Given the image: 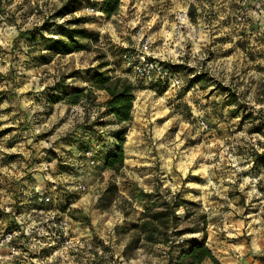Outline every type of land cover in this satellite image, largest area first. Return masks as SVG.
Listing matches in <instances>:
<instances>
[{
    "label": "rangeland",
    "instance_id": "obj_1",
    "mask_svg": "<svg viewBox=\"0 0 264 264\" xmlns=\"http://www.w3.org/2000/svg\"><path fill=\"white\" fill-rule=\"evenodd\" d=\"M67 1L0 0V229L33 226L0 264H168L170 246L127 247L145 207L165 201L185 202L179 226L190 230L173 254L205 230L221 263L263 264L264 0H121L109 18L102 0H75L73 13L51 19ZM182 10L189 22L178 31ZM73 17L84 21H65ZM72 28L99 37H77L86 47L68 54L50 49ZM139 36L177 65L180 87L156 89L126 67L122 46ZM100 72L137 84L130 122L104 115L107 94L92 87ZM76 90L77 105L48 101ZM123 128V169L88 166L81 142L98 133L110 143ZM38 194L51 197L36 208ZM45 212L66 220L69 243L42 245L54 233Z\"/></svg>",
    "mask_w": 264,
    "mask_h": 264
},
{
    "label": "trees",
    "instance_id": "obj_2",
    "mask_svg": "<svg viewBox=\"0 0 264 264\" xmlns=\"http://www.w3.org/2000/svg\"><path fill=\"white\" fill-rule=\"evenodd\" d=\"M75 0H68L65 2L54 14L51 19L56 17H64L69 13H73L76 8L74 6ZM121 6V0H102L98 5V10L102 12L107 18L118 13ZM97 8H94V10ZM69 23L78 24L83 22V18L73 17L65 20ZM52 22H45L43 27H51ZM77 37L88 38L90 40H97L99 34L96 32L88 31L85 28H72L69 30L67 39L51 38L53 44L50 49L56 53L68 54L73 51L84 49L86 44L80 42ZM167 68L174 73L176 71L175 64L166 63ZM175 74V73H174ZM177 74V73H176ZM151 85L156 89H165L168 84L164 82H152ZM92 87L104 90L107 98L104 101V115L112 116L114 124H121L130 122L133 119L132 111L136 99V90L138 88L135 82L130 81L128 78L122 76H113L105 72L96 73L92 79ZM84 96L83 90H76L70 93L63 94H50L48 101L54 103L56 101L64 100L69 105H77ZM101 126H106L105 122L99 123ZM127 129L123 128L121 131L110 133L112 142H101L102 134L90 135L86 141L81 142L79 146V153L84 150L92 148L101 166L119 172L125 166V135ZM94 140V141H93ZM110 144V145H109ZM109 145V146H108ZM81 156V154H80ZM64 168V166H62ZM114 189L116 190V186ZM113 189L107 188L105 193ZM105 195V194H104ZM35 196V207L39 208V204ZM113 199L109 198L108 203ZM182 202L165 201L160 205V209L156 210L153 206H147L144 209L139 221L133 226L134 234L127 246L128 248H136L141 240L149 244H165L170 246L171 258L168 264H222L216 256L212 248L208 245V236L205 230L202 239L185 238L178 241V249L173 254L175 247V237L188 233L189 228H180L181 218L177 214V210L184 205ZM172 228L174 231H172ZM264 264V263H263Z\"/></svg>",
    "mask_w": 264,
    "mask_h": 264
},
{
    "label": "built area",
    "instance_id": "obj_3",
    "mask_svg": "<svg viewBox=\"0 0 264 264\" xmlns=\"http://www.w3.org/2000/svg\"><path fill=\"white\" fill-rule=\"evenodd\" d=\"M90 11H93L90 8ZM179 25L176 26L178 31L184 26H187L189 22L188 10H182L178 15ZM152 41L150 37L139 36L138 40L134 44H123L121 49V57L126 67L133 73L136 79L151 84L152 82H164L172 87H180L182 81L178 74H173L168 68L167 64L169 60L167 58H161L159 53L153 51L151 48ZM201 125L206 127L204 121ZM100 131H102L100 129ZM81 156L88 166H94L98 164V157L92 148L86 149L81 153ZM55 188V186L53 185ZM75 188L79 191H85L86 185L83 182L78 181L75 184ZM50 194H38L36 200L40 204L48 203L50 201ZM38 212H44L43 210H34ZM50 213V214H49ZM45 222L50 228H53L54 233L48 237L47 241H44L42 245L45 248L51 247L57 241L64 240V243H69L67 238L68 231L67 222L62 218H55L54 212H45ZM33 226L31 227H18L13 229H0V255L3 249L9 250L10 254L16 253V245H19L20 238L30 239L33 235ZM67 238V239H66Z\"/></svg>",
    "mask_w": 264,
    "mask_h": 264
},
{
    "label": "crops",
    "instance_id": "obj_4",
    "mask_svg": "<svg viewBox=\"0 0 264 264\" xmlns=\"http://www.w3.org/2000/svg\"><path fill=\"white\" fill-rule=\"evenodd\" d=\"M236 261L238 262L239 260H235L234 262L236 263ZM229 262V261H228ZM223 263V262H222ZM230 263H233V261L232 262H230ZM223 264H225V263H223Z\"/></svg>",
    "mask_w": 264,
    "mask_h": 264
}]
</instances>
